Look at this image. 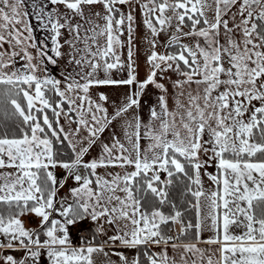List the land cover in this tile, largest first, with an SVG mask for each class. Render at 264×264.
<instances>
[{
  "label": "snow or ice",
  "instance_id": "6c2138e0",
  "mask_svg": "<svg viewBox=\"0 0 264 264\" xmlns=\"http://www.w3.org/2000/svg\"><path fill=\"white\" fill-rule=\"evenodd\" d=\"M42 257L264 264V0H0V264Z\"/></svg>",
  "mask_w": 264,
  "mask_h": 264
},
{
  "label": "rangeland",
  "instance_id": "374dc122",
  "mask_svg": "<svg viewBox=\"0 0 264 264\" xmlns=\"http://www.w3.org/2000/svg\"><path fill=\"white\" fill-rule=\"evenodd\" d=\"M137 34L138 35H142L143 34V29L142 27L140 29L137 30ZM158 51H162V49H157ZM125 56H126V50H125ZM143 53H141L140 55V64H141V77H143L144 75V67H143ZM114 76L119 79V78H122L124 76H126V73L125 72H116L114 71ZM102 91H106L107 93H109L110 97L112 99H116L118 96H120V94L124 91L123 88H118V87H108V88H104V89H101ZM155 90L152 89L151 87L149 88V92L152 93L154 92ZM154 99V96L152 97ZM89 227L85 225V223H82L80 225H77L75 227L72 228V238L73 240L75 241L76 239V232L80 229H84V231H86ZM42 260V264H46V257H42L41 258Z\"/></svg>",
  "mask_w": 264,
  "mask_h": 264
},
{
  "label": "crops",
  "instance_id": "0c3cea01",
  "mask_svg": "<svg viewBox=\"0 0 264 264\" xmlns=\"http://www.w3.org/2000/svg\"><path fill=\"white\" fill-rule=\"evenodd\" d=\"M141 78H143V77H141ZM83 223H85V225L88 226L89 228H91V226H92L88 221H85V222H83ZM89 228H88V229H89ZM81 230L84 231V229H80V230H78V231H81ZM177 231H178V229H177Z\"/></svg>",
  "mask_w": 264,
  "mask_h": 264
},
{
  "label": "built area",
  "instance_id": "2783aa9c",
  "mask_svg": "<svg viewBox=\"0 0 264 264\" xmlns=\"http://www.w3.org/2000/svg\"><path fill=\"white\" fill-rule=\"evenodd\" d=\"M81 232H84L83 230H81V231H77L76 232V237L79 235V234H81Z\"/></svg>",
  "mask_w": 264,
  "mask_h": 264
},
{
  "label": "bare ground",
  "instance_id": "6f19581e",
  "mask_svg": "<svg viewBox=\"0 0 264 264\" xmlns=\"http://www.w3.org/2000/svg\"><path fill=\"white\" fill-rule=\"evenodd\" d=\"M176 227H177V229H178L179 226H176Z\"/></svg>",
  "mask_w": 264,
  "mask_h": 264
}]
</instances>
